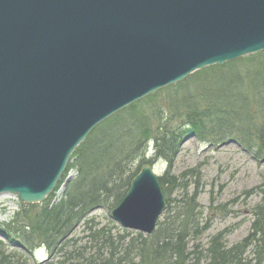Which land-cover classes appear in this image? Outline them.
<instances>
[{
  "label": "water",
  "instance_id": "95a60500",
  "mask_svg": "<svg viewBox=\"0 0 264 264\" xmlns=\"http://www.w3.org/2000/svg\"><path fill=\"white\" fill-rule=\"evenodd\" d=\"M264 51V0H0V196L43 203L99 124L197 71ZM144 165L110 218L151 235Z\"/></svg>",
  "mask_w": 264,
  "mask_h": 264
},
{
  "label": "trees",
  "instance_id": "16d2710c",
  "mask_svg": "<svg viewBox=\"0 0 264 264\" xmlns=\"http://www.w3.org/2000/svg\"><path fill=\"white\" fill-rule=\"evenodd\" d=\"M211 72L226 75L190 89ZM193 76L98 125L74 152L64 177L68 171L74 175L60 197L54 200L57 190L43 204H19L3 226L0 233L6 244L0 242V264H29L21 253L32 256L40 249L48 258L34 264H251L249 249L254 264H261L264 202L252 208L250 231L241 241L228 246L225 229L202 246L199 238L210 220L202 217L197 204L198 186L189 194L179 178L159 180L165 209L150 236L88 217L96 209L115 208L142 166L161 161L170 168L188 133L210 145L234 140L256 162L264 161V53ZM150 144L153 154L146 158ZM175 186L182 194L171 201L169 188ZM80 226L78 237L75 230Z\"/></svg>",
  "mask_w": 264,
  "mask_h": 264
},
{
  "label": "rangeland",
  "instance_id": "374dc122",
  "mask_svg": "<svg viewBox=\"0 0 264 264\" xmlns=\"http://www.w3.org/2000/svg\"><path fill=\"white\" fill-rule=\"evenodd\" d=\"M251 56L254 55L244 58ZM198 72L201 71L193 73L186 80L196 77L193 75ZM225 75L226 73L211 72L197 82L191 83L190 89L193 90L194 86H199L202 82L217 80ZM152 154L153 148L150 144L146 158L152 157ZM155 171H157L158 178L165 183L169 182L171 177L181 179L182 183L187 184L189 194H192L194 187L198 186L197 204L202 210V217L210 220L209 228L199 238V243L202 246H206L211 237L225 229L229 231L225 239L228 246L241 241L250 231L253 221L252 208L264 202V161L256 162L233 140L210 145L197 140L193 134L188 133L181 141L170 168L167 164L157 161L153 165V173ZM73 175L74 172L70 171L68 179ZM252 190L255 191L252 193ZM63 191L64 188L60 189L54 200L58 199ZM181 194L182 191L179 187L169 188L171 201L178 200ZM19 204L18 199L12 195L0 197V231L18 211ZM217 208L219 211L215 213L214 209ZM110 212L106 208H99L91 212L88 217L104 225L113 222ZM113 224L116 225L114 222ZM82 230V226L78 227L75 230V235L81 237ZM0 242L6 244L1 233ZM6 249L8 252H13V249L8 245ZM251 250H248L247 256L251 264H254L256 260ZM21 254L29 264L42 263L48 258L45 249L36 251L32 256ZM261 264H264V255Z\"/></svg>",
  "mask_w": 264,
  "mask_h": 264
},
{
  "label": "bare ground",
  "instance_id": "6f19581e",
  "mask_svg": "<svg viewBox=\"0 0 264 264\" xmlns=\"http://www.w3.org/2000/svg\"><path fill=\"white\" fill-rule=\"evenodd\" d=\"M156 172H157V171H155V174H157Z\"/></svg>",
  "mask_w": 264,
  "mask_h": 264
}]
</instances>
